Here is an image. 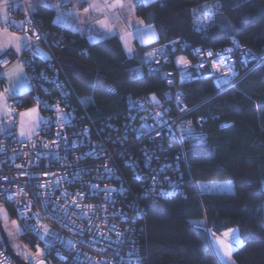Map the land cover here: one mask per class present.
I'll return each instance as SVG.
<instances>
[{
    "label": "built area",
    "instance_id": "obj_1",
    "mask_svg": "<svg viewBox=\"0 0 264 264\" xmlns=\"http://www.w3.org/2000/svg\"><path fill=\"white\" fill-rule=\"evenodd\" d=\"M23 21L21 32L26 35V29L30 41L21 55L12 50L0 55V61L7 60L0 62V88L6 86L1 74L8 66L25 67L35 93L31 106L40 108L42 120L32 139L21 140L18 126L27 102L22 96L9 99L8 114L1 121L0 207L13 209L22 236L36 240L45 264H143L138 231L144 209L139 197L169 198L181 192V165L187 160L177 122L190 112L182 87L211 79L223 90L263 64L264 56L231 37L225 46H196L187 66L170 67L172 57L184 51L181 40L147 48L143 64L149 74L158 73L165 81L163 98L129 95L123 117L95 123L71 103L70 90L54 63L30 52L46 35L31 14L25 13ZM219 61L225 66L213 67ZM176 143L178 154L172 152ZM120 164L138 183V193L131 191ZM48 184L51 187H41ZM45 227L49 235H44ZM0 264H12L1 246Z\"/></svg>",
    "mask_w": 264,
    "mask_h": 264
},
{
    "label": "trees",
    "instance_id": "obj_2",
    "mask_svg": "<svg viewBox=\"0 0 264 264\" xmlns=\"http://www.w3.org/2000/svg\"><path fill=\"white\" fill-rule=\"evenodd\" d=\"M215 1L220 3L221 18L207 32H198L193 10ZM136 13L159 30L154 46L182 41L184 51L172 57L170 67L182 66L177 62L180 57L191 61L196 46H225L231 37L264 56V0H156L137 4ZM53 17L54 10L47 6L33 16L46 35L39 44L49 54L45 61L54 63L70 90L71 103L87 121L123 117L129 95L163 98L167 85L160 74L145 69L144 49L129 58L117 39L90 43L79 33L56 26ZM182 90L190 112L177 122L187 160L181 165V192L169 198L137 196L144 209L138 231L143 264H221L209 233L234 227L243 238L232 251L234 262L264 264V63L223 90L211 79L194 81ZM34 94L25 96L27 107ZM172 152H180L177 143ZM120 165L131 191L138 193V183ZM210 181H230L234 191L198 190L197 184ZM25 241L35 247V239Z\"/></svg>",
    "mask_w": 264,
    "mask_h": 264
},
{
    "label": "crops",
    "instance_id": "obj_3",
    "mask_svg": "<svg viewBox=\"0 0 264 264\" xmlns=\"http://www.w3.org/2000/svg\"><path fill=\"white\" fill-rule=\"evenodd\" d=\"M156 0H0V55L7 50H12L17 55L23 54L26 47L16 51L14 43H10L12 37H25L21 32L23 26V16L29 13L34 16L41 6H47L54 10L53 23L65 28L68 31L79 33L90 43H101L111 39H117L122 46L124 53L129 58L140 56L141 51L153 47L159 39V30L154 24L145 22L136 13L137 4L150 5ZM10 2H14L13 6ZM96 4L103 8L97 11L90 8ZM31 5V7H30ZM107 5V6H106ZM112 5H116L113 7ZM16 9L18 11H16ZM85 9L88 12L85 13ZM11 24L12 28L8 27ZM19 25V27H18ZM110 29V30H109ZM29 41L26 43L28 44ZM7 47H4V45ZM43 47L40 44L33 46L30 52L41 61H45L40 56ZM131 49V51H129ZM2 80L6 83L4 89L0 88V93H7L0 99V134L1 121L7 116V104L9 99L14 97H25L32 90L28 81V73L25 67L19 63L8 66L1 74ZM35 109V112L30 110ZM42 111L37 106H28L22 110L18 126V134L21 140L32 139L40 129ZM25 135L21 136V131ZM3 214L7 220L0 215V246L12 252V264H38L37 249L41 247L35 243L34 252L26 248L25 237L22 236L21 224L14 218L13 209L10 206H2ZM13 222L19 228L17 233L13 227ZM13 235H9V233ZM210 242L221 264H234L232 254L230 257L224 255V249L218 241L230 245L233 250L235 244L223 238L220 234L209 233ZM24 241V242H23ZM24 253L29 254L27 257ZM43 253V252H42ZM18 258H17V257ZM44 260V253L40 257ZM236 264V263H235Z\"/></svg>",
    "mask_w": 264,
    "mask_h": 264
},
{
    "label": "rangeland",
    "instance_id": "obj_4",
    "mask_svg": "<svg viewBox=\"0 0 264 264\" xmlns=\"http://www.w3.org/2000/svg\"><path fill=\"white\" fill-rule=\"evenodd\" d=\"M192 17H193L192 20L195 29L200 33H205L210 27L215 25L218 18H221L220 3L218 1H215L195 9L193 10ZM205 20L207 21V23H203V21ZM40 56L44 59L49 58V54L45 49H42V51H40ZM83 104L86 105V102H83ZM197 188L200 192L209 191V192H218V193H229L234 191L233 184L230 181L203 182L197 184ZM263 211H264V206H263ZM225 233H229V235L225 236L224 235ZM220 235L235 245H236L235 240L237 237H239L241 241V245L243 244V238L241 236L240 230L237 227L224 230ZM24 244L26 248L31 249V251L34 252V249L27 242L26 243L24 242Z\"/></svg>",
    "mask_w": 264,
    "mask_h": 264
},
{
    "label": "snow or ice",
    "instance_id": "obj_5",
    "mask_svg": "<svg viewBox=\"0 0 264 264\" xmlns=\"http://www.w3.org/2000/svg\"><path fill=\"white\" fill-rule=\"evenodd\" d=\"M112 6L115 7L116 5H112ZM30 7H31V5H30ZM90 8H92L94 10H97V11H103V8L101 6H99V5H96V4L90 5ZM87 12H88V9H85V13H87ZM203 23H207V21L205 20V21H203ZM18 27H19V25H18ZM25 33H26L25 37H12L11 40L9 41L10 43H14V47H15V49H16L17 52H19L22 47H27V43L26 42L27 41H30V37L27 36V30L26 29H25ZM233 42L235 43V41H233ZM4 47H7V45L5 44ZM129 51H131V49H129ZM157 51L159 52L160 50H157ZM228 51L231 52L232 49H228ZM197 52L199 53V50H197ZM149 55H155V53H150ZM207 55L208 56H212L213 53L212 52H208ZM0 62L6 64L7 63V60H3V61H0ZM177 62L180 63V64H182V65H184V66H187V61H186V59L184 57H180ZM221 66H225L223 61H219V63L213 62V67L219 68ZM200 67H203V64H201ZM233 75H235V73H233ZM7 91L8 90L6 89L5 90V93H0V99H3L4 98V95L7 93ZM152 99L155 100V97H153ZM30 112H35V109L30 110ZM62 120H63V116H61V117L58 118L57 123L59 124ZM57 134L59 135V133H57ZM24 135H25V133L22 130L21 131V136H24ZM53 143H56V141H53ZM44 147L47 148L48 145L45 144ZM107 171L110 172L111 170L110 169H107ZM59 182L60 181H56V183H59ZM41 187H51V185L50 184H48V185H41ZM93 187H95V186H93ZM106 195H107V193H106ZM73 203H77V202L76 201H73ZM77 206H79L78 203H77ZM0 215H3V218L5 219V221L7 220V216H6V214H3L2 209H0ZM23 215L24 214L21 213V216L22 217H23ZM13 227L16 228L17 233H19L20 230H19V228H18V226L16 225L15 222H13ZM9 235L11 236L13 234L10 232ZM44 235H49L48 229L46 227L44 229ZM224 235L225 236H228L229 233H225ZM101 236L103 237L104 234L101 233ZM120 236H121V233L117 232V237L119 238ZM41 238H43V237H41ZM117 242H121V241L118 239ZM218 242L220 243L221 247L224 249V255L227 256V257H230L231 254H232L233 248L230 245H228V244H224L222 241H218ZM235 243H236L237 246H240L241 245V241H240L239 237L236 238ZM72 246L75 247V245H72ZM24 255L27 257L29 254L24 253ZM42 255H43L42 251L38 248L37 249V256L35 257V259L38 260V264H44L43 259H40V257Z\"/></svg>",
    "mask_w": 264,
    "mask_h": 264
}]
</instances>
